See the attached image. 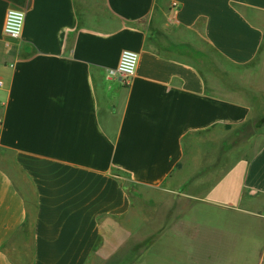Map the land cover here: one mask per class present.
I'll return each mask as SVG.
<instances>
[{
    "label": "crops",
    "instance_id": "0c3cea01",
    "mask_svg": "<svg viewBox=\"0 0 264 264\" xmlns=\"http://www.w3.org/2000/svg\"><path fill=\"white\" fill-rule=\"evenodd\" d=\"M0 81V264H264V0H0Z\"/></svg>",
    "mask_w": 264,
    "mask_h": 264
},
{
    "label": "built area",
    "instance_id": "2783aa9c",
    "mask_svg": "<svg viewBox=\"0 0 264 264\" xmlns=\"http://www.w3.org/2000/svg\"><path fill=\"white\" fill-rule=\"evenodd\" d=\"M25 20L26 14L23 10L16 8L7 10L3 25L4 36L9 40L20 39L25 25ZM138 63L139 55L137 52L123 50L117 66L109 70V76L119 80L123 85L128 86L136 75ZM2 86L3 83L0 81V88Z\"/></svg>",
    "mask_w": 264,
    "mask_h": 264
},
{
    "label": "rangeland",
    "instance_id": "374dc122",
    "mask_svg": "<svg viewBox=\"0 0 264 264\" xmlns=\"http://www.w3.org/2000/svg\"><path fill=\"white\" fill-rule=\"evenodd\" d=\"M263 120H264V118H261V117H260V119L258 118L257 123H256L257 129H260V127L263 125V123H264ZM259 142L260 141H258V144H259ZM142 203H144V201H142ZM141 233H143V232H141ZM132 258H134V255L130 254L129 255V262L132 261Z\"/></svg>",
    "mask_w": 264,
    "mask_h": 264
},
{
    "label": "clouds",
    "instance_id": "9594fccd",
    "mask_svg": "<svg viewBox=\"0 0 264 264\" xmlns=\"http://www.w3.org/2000/svg\"><path fill=\"white\" fill-rule=\"evenodd\" d=\"M22 15V14H21Z\"/></svg>",
    "mask_w": 264,
    "mask_h": 264
}]
</instances>
